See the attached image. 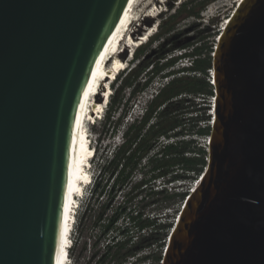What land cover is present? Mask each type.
Segmentation results:
<instances>
[{
    "label": "water",
    "instance_id": "obj_1",
    "mask_svg": "<svg viewBox=\"0 0 264 264\" xmlns=\"http://www.w3.org/2000/svg\"><path fill=\"white\" fill-rule=\"evenodd\" d=\"M129 0H0V264H55L82 90ZM208 164L162 264H264V0L216 38Z\"/></svg>",
    "mask_w": 264,
    "mask_h": 264
},
{
    "label": "trees",
    "instance_id": "obj_2",
    "mask_svg": "<svg viewBox=\"0 0 264 264\" xmlns=\"http://www.w3.org/2000/svg\"><path fill=\"white\" fill-rule=\"evenodd\" d=\"M212 1H182L173 13L158 22L156 31L148 36L147 41L134 50L129 60L131 67L127 64L125 70H128L120 83L116 87L112 85V94L101 123L103 133H99L93 143L94 159L99 158L100 161L96 175L93 170L95 179L89 199L78 211L71 258L76 246H87L89 222L98 228L96 243H102L104 247L99 255L101 264H127L131 257L136 258L132 264L144 263L146 257L135 249L136 244L146 238L148 231L157 230L165 223L159 220L174 208L176 197L184 202L190 191L176 189L186 184L180 181L187 175L198 174L199 177L204 172L208 164V150L202 146L192 148L191 139L187 136H194V133L210 136L211 128L208 126L191 132L185 127V121L176 117L172 107L184 97L214 96V86L210 83L212 76L206 79L213 70V56L202 58L200 48L194 42L177 46L180 54L170 51L174 49L172 44L176 43L178 34L175 30L179 18L182 15L198 16ZM169 7L174 8L173 4ZM153 44L157 45L156 52L160 51L154 60L151 59L152 50H148ZM166 46L172 47L165 50ZM179 63L185 64L176 68ZM156 78L168 79L149 99L141 117L137 116L125 126L124 118L128 112L124 110L127 101L125 93L128 89L133 94L141 92ZM116 138L119 141L111 147L109 155L103 143L106 139ZM94 159L92 164L96 165ZM145 189L151 190V196L159 198L144 203L142 197L135 202L136 196ZM120 194L124 196L123 201L111 206ZM93 203L99 204L98 210H94ZM164 248L158 260L163 259Z\"/></svg>",
    "mask_w": 264,
    "mask_h": 264
},
{
    "label": "rangeland",
    "instance_id": "obj_3",
    "mask_svg": "<svg viewBox=\"0 0 264 264\" xmlns=\"http://www.w3.org/2000/svg\"><path fill=\"white\" fill-rule=\"evenodd\" d=\"M139 1L141 0L137 1L134 8V13L133 9H131L134 5V3H132L128 11H126L124 18H122V20L118 24V27L116 28L108 51L106 53L107 57L111 54H113L111 55L113 58L116 55H120L118 54L117 50L119 44L114 42V38L116 37L119 29L124 24V22L128 24L126 20L128 16H132L135 14V17L139 18L137 19V22L131 27V31L134 32L132 33V38L139 42L140 40L142 41L141 37H143V35H145L146 33L151 34V32H155L158 22L164 19L170 13H173L174 9L178 7L179 4L184 0H143V3H141L136 9ZM239 1L240 0H213L200 11L198 16L189 17L186 15H182L179 18V23L175 30V33L178 34L177 38H175L176 43L172 44L174 49L172 50V52L170 51V53L180 54V50L176 49L178 48L177 46H180L184 43L194 42L195 46L198 45V47L200 48L199 50L201 52L202 58H207L209 55H212V50L217 42V35L222 31V28L226 23V19H228L229 16L233 13L234 9L237 6V2ZM169 4H173L174 8L171 9L169 7ZM120 36H122V33ZM156 46V44H153L148 49L149 51L152 50V52H150L152 55V60L156 59L160 52H156L158 50ZM172 46H166L165 50H168ZM130 57L131 56L129 50H126L124 54L120 55V58L124 59L126 65L128 64L129 67H131L129 61L131 59ZM183 64L185 63L177 64L176 68L183 66ZM107 65L110 66V63H108ZM104 68V65H102L97 75V79L100 75H102ZM127 70L128 69H126L123 73L121 72L122 76L114 83V87H116L120 83L121 78L126 74ZM210 70L211 69H208V71ZM202 76L206 75L202 74ZM209 78H211V75H208L206 79L209 80ZM167 79L168 78L161 80V78H156L148 88L144 89L141 92L137 91L135 94L131 93V89L127 90V92L125 93V99L127 101L125 102L126 104L124 106V110L128 112L124 118L125 126L132 122L133 119L137 116L141 117L143 109L146 107L149 99L152 98L153 94L157 92V90L163 85V83L167 82ZM100 98L101 95L98 97V100H100ZM212 100L213 99L211 95H207L206 97H203L202 95L188 96L182 98L181 101L177 100L173 105L172 110H174V114L179 120L183 119V121H185V127L188 130H190L191 132H196L201 128H207L208 126H210L211 128L210 123L213 118V111L211 112L213 102ZM102 116H104V114ZM102 120L96 122V127H90L91 138L94 144L99 133H103V126H101ZM194 134V136H187V139H191L192 148L198 149V146H202L204 149L208 150L209 147L207 144V140L209 139V136L196 133ZM118 141V138L113 140L106 139V141L103 143V148H106V153L110 155L111 147ZM165 141H168V139H165ZM94 160H96V165L94 163L92 164L93 168L91 169V171L93 172L94 170L96 175L97 165L100 159L96 158ZM137 176H140L139 173ZM197 179L198 174H191L190 176L187 175L184 180L180 181V183L185 182L186 184L179 186L176 189L182 191L184 190V192L190 190ZM177 184L179 185V183ZM93 185L94 182L85 188L86 192L83 199L81 200V205H84L88 201L90 192L93 189ZM151 193V190L145 189L136 196L134 201L137 202V200H140L142 197H144L145 203L153 200L154 198H159V196H151ZM123 198V194H120L115 198V200H113L111 206L119 205L123 201ZM175 199L176 201H173L176 202L174 208L169 210L167 216H162V218H160L159 220L160 222H163L164 220L165 223L159 225V228H157V230L155 229L153 231H148L146 233V238L143 240L144 242L142 241V243L140 241L136 244L135 249H137V251L144 257H146L144 263L142 264H161L162 259L160 258V260H158V258L160 257V255L162 257V249L167 243L171 223L175 221L183 202L179 199V197H176ZM92 207L94 208V210H98L99 204L93 203ZM80 208L81 206L79 207L78 211L80 210ZM160 211L157 212L159 213ZM87 224L90 225V229L88 230L86 238L87 246L83 247V245L80 244V246L78 245L74 248V256L71 258L72 264H101L99 261V255L104 251V247L102 243H96L98 228L92 225V223L88 222ZM76 228L77 224L75 226V229ZM75 233L76 232L74 231L72 238L76 236ZM161 245L163 246L161 247Z\"/></svg>",
    "mask_w": 264,
    "mask_h": 264
},
{
    "label": "bare ground",
    "instance_id": "obj_4",
    "mask_svg": "<svg viewBox=\"0 0 264 264\" xmlns=\"http://www.w3.org/2000/svg\"><path fill=\"white\" fill-rule=\"evenodd\" d=\"M137 1L138 0H129L125 10H123V12L121 14V19L119 20L118 24L120 23L122 18H124L126 11H128V9L131 7L132 3H134V5L131 9L134 10ZM142 1L143 0L138 2L136 9L139 7V5L141 3H143ZM237 4H238V2H237ZM132 16H135V14ZM132 16H128L126 20L128 21L129 18ZM118 24H117L116 28L118 27ZM116 28H115L113 34L111 35V37L109 38V40L106 42L105 46L103 47V49H102L100 55L98 56L96 62L94 63L92 70H91V72H90V74L86 80V83L84 85V88L82 90V94L80 96V101H79L78 109H77L76 116H75V122H74L71 142H70V151L68 154L67 182H66V188H65V197H64L63 207H62L61 220H60V229H59L58 242H57V248H56V262H55V264H62L63 263V261L65 260V257H64L65 253L64 252L67 250V245L69 243H71L70 242L71 232H72L71 228L73 225V221H72L73 216L71 213L73 201H71L72 199L70 197L71 191L75 190V189H80L79 183L82 180H87L89 177L88 173L85 171L84 165H82V164H84V162L86 163V158L92 154V151L87 150L88 144H87V141L84 139L85 119H86V117H90L89 115L91 114L92 110H94L95 112H99L102 110V107H103L102 104H100L98 102V100H95V97H91V93L95 90V88H96L95 86H97L99 83L102 82L101 78L103 75H114L118 70L122 71L123 70L122 67H125V65H126L125 60L121 59L120 55L119 56L116 55L113 58L111 56L113 54H111L110 56L112 58L109 60V62L106 61L107 58L109 57V56L107 57L106 53H107L108 48L110 46V42L112 40V37L116 31ZM125 28H127V23L124 22V24L119 29L116 37L114 38L115 43H118L120 35H121L123 29H125ZM148 34L146 33L143 37H141L144 39L142 41L141 40L140 41L144 42V40L147 39V37L145 38V36L146 35L150 36V33H148ZM131 40L133 41L134 44H137L138 46L141 44L140 41L137 42V40L133 39L132 36H131ZM118 44L120 47L121 44L120 43H118ZM106 63L107 64L110 63V66L107 65ZM112 63H114V64L111 65ZM102 65H104L105 68L103 69L102 75H100L97 79V75H98L99 70L101 69ZM107 79H108V77L105 78V81H107ZM101 86H103V83L101 84ZM212 101L214 102V100H212ZM213 102H212V104H213ZM212 111H213V109L211 110V112ZM214 114L215 113L213 111V116H214ZM92 115H94V114H92ZM211 124H212V121H211ZM207 144H208V140H207ZM197 185H198V181H196L195 184H193L192 189H190V190L192 191L193 188L196 187ZM175 221H176V219H175ZM174 224H175V222H174ZM73 228H74V225H73ZM168 238H167V243H168ZM167 243H166V245H167Z\"/></svg>",
    "mask_w": 264,
    "mask_h": 264
},
{
    "label": "clouds",
    "instance_id": "obj_5",
    "mask_svg": "<svg viewBox=\"0 0 264 264\" xmlns=\"http://www.w3.org/2000/svg\"><path fill=\"white\" fill-rule=\"evenodd\" d=\"M211 75V74H210ZM211 79V78H210ZM111 88H112V86H111ZM108 106V105H107ZM107 106L105 107V109H104V111H103V114H105V110H106V108H107ZM91 141H92V138H91ZM91 144H92V148L95 150V147L93 146V142H91ZM91 169H92V162H91V168L89 169V174H90V177H91V180H92V183L94 182V172H92L91 171ZM91 183V184H92ZM77 215H78V212H77V214H76V216H75V223H74V230H73V233H74V231H75V226H76V224H77ZM71 264H72V262H71Z\"/></svg>",
    "mask_w": 264,
    "mask_h": 264
},
{
    "label": "built area",
    "instance_id": "obj_6",
    "mask_svg": "<svg viewBox=\"0 0 264 264\" xmlns=\"http://www.w3.org/2000/svg\"><path fill=\"white\" fill-rule=\"evenodd\" d=\"M211 71H212V70H211ZM191 189H192V188H191ZM190 191H191V190H190ZM163 253H164V252H163ZM135 261H136V258L131 257L127 264H132V263L135 262ZM162 262H163V259H162V261H161V264H162Z\"/></svg>",
    "mask_w": 264,
    "mask_h": 264
}]
</instances>
